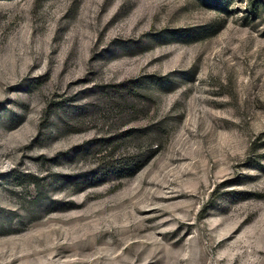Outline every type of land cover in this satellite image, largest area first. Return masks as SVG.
Masks as SVG:
<instances>
[{
  "label": "rangeland",
  "instance_id": "rangeland-1",
  "mask_svg": "<svg viewBox=\"0 0 264 264\" xmlns=\"http://www.w3.org/2000/svg\"><path fill=\"white\" fill-rule=\"evenodd\" d=\"M0 264H264V0H0Z\"/></svg>",
  "mask_w": 264,
  "mask_h": 264
}]
</instances>
